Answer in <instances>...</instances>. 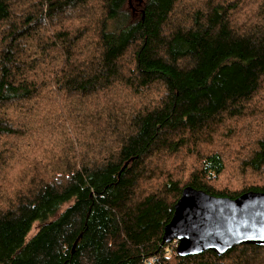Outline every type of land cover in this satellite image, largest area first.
<instances>
[{"label":"trees","instance_id":"obj_1","mask_svg":"<svg viewBox=\"0 0 264 264\" xmlns=\"http://www.w3.org/2000/svg\"><path fill=\"white\" fill-rule=\"evenodd\" d=\"M241 1L144 0L137 18L130 0H0V142L20 132L8 109L40 98L42 88L81 108L68 114L76 135L63 132L78 141L68 146L69 166L48 181L36 167L0 202V264H264L255 244L164 256V227L185 187L233 199L264 192L211 185L229 162L209 148L213 132L227 117L254 113L264 87V0L237 26ZM51 49L59 71L42 75ZM152 90V103L130 108L125 99ZM256 147L244 165L258 172L262 131ZM181 150L195 163L189 180L164 181L158 191L154 173L167 174L161 165L153 173L150 161ZM5 156L0 149V166Z\"/></svg>","mask_w":264,"mask_h":264},{"label":"rangeland","instance_id":"obj_2","mask_svg":"<svg viewBox=\"0 0 264 264\" xmlns=\"http://www.w3.org/2000/svg\"><path fill=\"white\" fill-rule=\"evenodd\" d=\"M197 1L184 0L187 5L195 4ZM140 3L144 4V0H130V5L128 6L133 16L137 18L141 13ZM239 3V9L232 16L237 26L245 25L251 16L256 13L258 6L256 0H245ZM44 59L46 64L40 67L43 68L42 75L44 70L59 71L61 61L59 58H53L52 49L46 54ZM154 86L158 90V84ZM53 92L54 94L51 95ZM126 93L128 95L125 94V99L130 108L152 103L157 98L154 90L147 92L146 95L132 92ZM103 95L104 93L100 96L102 97ZM67 105L68 102L64 100L63 96L57 94L55 88L47 87L42 88L40 98L29 102L14 103L12 105L14 107L8 109L7 113L10 119L12 120L13 118L17 121L20 132L16 135H8L6 139H3L2 143L0 142L1 152L6 153L5 157L9 159L6 165L0 166V202L8 198V192L25 187L28 184L25 185L29 177L31 179V176L37 173L36 167H43L42 174L48 181L53 175L60 174L63 169L69 166L70 160L68 159L67 149L77 139L75 138V141L66 139L63 137V132L64 134L69 132L72 135H76V128L78 127L75 124L76 120L74 119L71 122V117L68 114L81 108H69ZM249 111H254V113H247L235 118L227 117L224 121V126L213 132L209 148L218 150L229 159V162H226L225 171L217 180L211 182V185L217 190L241 192L253 186L264 187V167L257 172L244 165V159L249 157L257 148L256 142L259 132H264V87L255 97ZM62 113L65 115V119H60ZM67 115L69 119H67ZM227 136L229 138H226ZM167 158L164 155L155 156L150 161V170L153 173L159 170V165H161L163 172L167 174L165 176H157L154 173L156 177L152 178V181H155L157 188H159L158 191L161 188L160 184H163L164 181L170 183V181L173 182L182 178L188 181L190 175L187 178L186 173L193 172L195 166L192 159L185 157L184 150H181L176 156L171 155ZM27 175L26 181H22ZM168 176L173 178H168ZM147 191L148 188L139 189L137 193L141 194ZM166 195L169 199L173 198L172 193H167ZM0 206H2L1 203ZM179 244L177 239H173L171 247L177 246L178 248ZM157 259L159 260V258ZM170 260V262L174 261V259ZM152 264H155V262Z\"/></svg>","mask_w":264,"mask_h":264},{"label":"water","instance_id":"obj_3","mask_svg":"<svg viewBox=\"0 0 264 264\" xmlns=\"http://www.w3.org/2000/svg\"><path fill=\"white\" fill-rule=\"evenodd\" d=\"M173 239L180 243L181 256L206 251L222 255L242 244L264 246V192L249 191L233 199L185 187L164 227L163 242Z\"/></svg>","mask_w":264,"mask_h":264},{"label":"clouds","instance_id":"obj_4","mask_svg":"<svg viewBox=\"0 0 264 264\" xmlns=\"http://www.w3.org/2000/svg\"><path fill=\"white\" fill-rule=\"evenodd\" d=\"M171 243H172V242H171ZM171 243H169V246H168L169 248H171L170 251H166V252L164 251V256H165V257H170V254H171L172 252H174V253L177 254V246L173 248V247H171Z\"/></svg>","mask_w":264,"mask_h":264},{"label":"built area","instance_id":"obj_5","mask_svg":"<svg viewBox=\"0 0 264 264\" xmlns=\"http://www.w3.org/2000/svg\"><path fill=\"white\" fill-rule=\"evenodd\" d=\"M154 261H156V257H151V258L149 259L148 264H152Z\"/></svg>","mask_w":264,"mask_h":264}]
</instances>
